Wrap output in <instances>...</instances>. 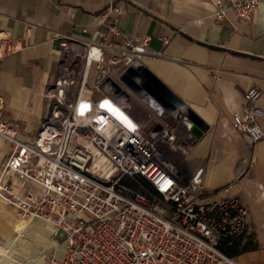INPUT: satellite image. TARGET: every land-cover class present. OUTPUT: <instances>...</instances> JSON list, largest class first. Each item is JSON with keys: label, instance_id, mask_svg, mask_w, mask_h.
<instances>
[{"label": "built area", "instance_id": "1", "mask_svg": "<svg viewBox=\"0 0 264 264\" xmlns=\"http://www.w3.org/2000/svg\"><path fill=\"white\" fill-rule=\"evenodd\" d=\"M257 2L219 0L215 16L224 18L231 7L246 21ZM108 12L99 24L107 23ZM109 28L116 39L86 43L71 109L62 121L46 120L34 140L23 137L20 120L3 115L0 94V138L9 143L0 165V199L19 218L43 217L63 233L65 255L54 264H237L221 241L244 235L248 206L236 194L214 197L201 172L188 169L186 157L197 139L186 111L174 122L160 121L153 135L103 91L111 57L120 54L132 63L149 51L151 38ZM18 48L0 31V58ZM84 90L89 101L81 99ZM261 93L258 85L249 87L244 106L232 116L254 142L264 136Z\"/></svg>", "mask_w": 264, "mask_h": 264}, {"label": "crops", "instance_id": "2", "mask_svg": "<svg viewBox=\"0 0 264 264\" xmlns=\"http://www.w3.org/2000/svg\"><path fill=\"white\" fill-rule=\"evenodd\" d=\"M217 1L0 0V31L19 45L0 58L3 115L20 120L23 137L34 140L42 124L55 117L49 102L60 100L59 89H66V61L83 62L87 41L116 39L110 24L139 37L150 35L149 51L140 59L207 125L186 157L188 169L201 172L205 189L214 197L236 194L248 206L246 232L223 239L221 248L237 264H264V136L254 142L232 121L252 85L262 91L258 103L264 109V0H258L246 21L231 7L218 19ZM110 6L118 10L108 12ZM107 12V23L99 24ZM164 36L169 37L167 43ZM130 63L127 56L111 57L103 73V91L146 131L152 133L162 120L174 122L176 115L155 95H139L121 79ZM260 123L264 129V115ZM1 146L7 148L0 143V151ZM8 149L9 143L6 155ZM6 155L0 152V165ZM4 204L14 211L0 199V208ZM53 227L45 223L43 229L28 233L33 242L28 240L10 263L54 264L63 259L66 245L57 237L62 232ZM45 235L48 241L40 239Z\"/></svg>", "mask_w": 264, "mask_h": 264}, {"label": "rangeland", "instance_id": "3", "mask_svg": "<svg viewBox=\"0 0 264 264\" xmlns=\"http://www.w3.org/2000/svg\"><path fill=\"white\" fill-rule=\"evenodd\" d=\"M66 62H67L66 65L68 66V71H66V74H65V78L67 79L65 82L66 89H63V88L59 89L58 94H60L61 96L60 100H57L56 98V101L51 100L49 102L51 109L55 113L54 118L59 119L61 121L63 120V115L66 114L69 109H71L73 102L76 98V95H77V92L80 86V81H81V72L83 69V62H81V60L73 61L71 59L69 61L67 60ZM94 73H95L94 69L91 70L88 82L89 81L91 82ZM62 108L63 110H66L64 114L63 112H61ZM0 143H4L6 147L8 148V142L4 140L3 138H0ZM7 148L2 147L0 151L2 156L6 155ZM42 220L40 221L43 223V225H45L46 223V225L51 227L52 230L54 229L53 224L51 222H47L46 220L42 221ZM31 221L32 219L23 220L19 218L16 215V213H14V211L11 210L7 206L5 208H0V255H3L2 257H4L7 250L11 251L10 252L11 259L5 262L4 261L0 262L1 264H11L10 260H12V258L15 257V253L19 252L20 249H24L25 247L24 244L27 243L28 240L33 242V240L30 239L32 238L31 234H28L27 232H23L25 227L21 225V223H24V222L26 223V222H31ZM57 237H59L60 239H63L64 235L62 233H59ZM45 238H47V240H45ZM40 239L44 241L49 240V238L46 235L45 237H42ZM12 242H15V244L13 245ZM6 244H8L7 247H6Z\"/></svg>", "mask_w": 264, "mask_h": 264}, {"label": "water", "instance_id": "4", "mask_svg": "<svg viewBox=\"0 0 264 264\" xmlns=\"http://www.w3.org/2000/svg\"><path fill=\"white\" fill-rule=\"evenodd\" d=\"M121 79L129 85L137 94L143 95L150 92L155 95L174 115L186 111L192 120L190 131L195 139L201 137L207 125L187 107V104L176 96L139 58H136L121 74ZM103 86V84H102ZM158 125L152 134H156Z\"/></svg>", "mask_w": 264, "mask_h": 264}, {"label": "bare ground", "instance_id": "5", "mask_svg": "<svg viewBox=\"0 0 264 264\" xmlns=\"http://www.w3.org/2000/svg\"><path fill=\"white\" fill-rule=\"evenodd\" d=\"M90 98L91 97L84 90L83 93H82V95H81V99H85V100H88L89 101ZM30 219H32L31 222L21 223V225H23L25 227L24 230H23V232L30 233V232H32V230H38V229L40 230V229H43V226H44L43 223L42 222H39V221H36V219H41V220L43 219V220H46L47 222H51V221H49V220H47V219H45L43 217H32ZM30 219H28V220H30ZM12 244L14 245L15 242H12ZM28 244H30L29 241L27 243H25L24 246H27ZM10 252L11 251H8L7 250V252L5 254V257H4V260H3L4 262L7 261V260H9V259H11Z\"/></svg>", "mask_w": 264, "mask_h": 264}]
</instances>
